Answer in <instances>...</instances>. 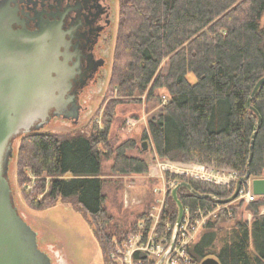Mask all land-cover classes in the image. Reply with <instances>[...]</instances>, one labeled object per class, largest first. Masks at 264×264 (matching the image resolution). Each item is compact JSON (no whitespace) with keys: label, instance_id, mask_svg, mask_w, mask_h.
Listing matches in <instances>:
<instances>
[{"label":"trees","instance_id":"obj_1","mask_svg":"<svg viewBox=\"0 0 264 264\" xmlns=\"http://www.w3.org/2000/svg\"><path fill=\"white\" fill-rule=\"evenodd\" d=\"M263 16L264 0H119L110 77L118 97L106 104V127L91 134L21 136L19 173L36 178L33 194L26 196L29 206L44 210L60 200L76 204L92 217L104 263L113 264L115 241L137 232L152 200L137 212L121 204L117 212L108 208L106 159L114 157L111 175L149 171L143 155L128 154L142 151L136 139L110 141L109 118L118 104L142 103L143 96L161 100L160 112L143 134L144 140H152L159 158L264 178V83L251 99L264 78ZM190 73L196 81L189 79ZM179 181L220 201L234 194L233 189ZM178 198L192 210L213 203L187 187L178 190ZM235 201L231 210L208 222L189 247L191 259L185 264H201L210 257L221 264H264V196L248 204L251 222L239 216L244 202ZM178 213L170 195L163 218L174 225Z\"/></svg>","mask_w":264,"mask_h":264},{"label":"rangeland","instance_id":"obj_2","mask_svg":"<svg viewBox=\"0 0 264 264\" xmlns=\"http://www.w3.org/2000/svg\"><path fill=\"white\" fill-rule=\"evenodd\" d=\"M118 22L119 0L117 4V29ZM262 24L264 25V16ZM116 35L110 58L108 79L100 83L99 90L93 94H87L83 98L86 101L83 103L85 109L80 113L79 119L77 121L64 118L52 119L43 129L33 132H49L58 136H65L75 133L91 134L95 128L97 130L105 129L108 121L104 113L106 104L110 99L118 97V93L110 85ZM188 77L191 81H196L195 74L190 73ZM142 100V103L131 101L118 104L116 114L109 118L112 120L109 126L110 141L115 140L118 144L119 141L136 139L144 154L138 149L129 151L128 154L143 155L149 164V171L145 174L118 176L110 173L114 157L104 161L106 180H110L107 206L115 212H117L116 209L120 204L123 205L124 209L137 212L146 208L148 200H152L151 208L152 205L156 204L157 199L161 201V186L169 182L168 174H164L165 169L161 167L162 160L156 153L152 140L143 139V134L148 130L150 120L161 110V100L157 98L147 101L146 96H143ZM21 140V136H19L13 143L14 155L10 161L9 180L19 212L38 233L39 247L49 254L53 264H105L102 250L93 234L92 217L84 214L76 204L60 200L55 206L44 210L33 209L29 206L26 196L29 193L33 194L36 178L34 176L31 178L21 176L19 173L17 153ZM144 141H147V150H143L142 143ZM192 181L198 182L195 179ZM199 183L210 186L204 182ZM156 188L159 192L156 191ZM230 189L235 192L236 186L233 185ZM170 195L166 196L167 202ZM241 201L244 203L239 210V216L251 222L253 214L246 209L250 202L243 197L234 203ZM229 210H231V205H229ZM261 211H264V207Z\"/></svg>","mask_w":264,"mask_h":264},{"label":"water","instance_id":"obj_3","mask_svg":"<svg viewBox=\"0 0 264 264\" xmlns=\"http://www.w3.org/2000/svg\"><path fill=\"white\" fill-rule=\"evenodd\" d=\"M47 39L43 33L15 32L9 17L0 12V264H53L49 254L39 247L37 231L19 212L9 180L14 140L43 129L51 121V110L66 105L62 89L70 87L69 69L59 62L57 47L48 44ZM263 83L264 78L257 83L251 99ZM71 99L72 112L67 117L77 121L80 107L76 98ZM143 150H147V141L143 142ZM250 178L248 172L238 181L233 196L219 201L229 203L236 200L242 184ZM181 187H187L193 194L204 198L215 197L200 194L189 182L179 183L172 192L179 207L176 227L185 209L178 198ZM252 190L255 195L264 196V178H254ZM170 251L171 248L161 262ZM201 264L221 263L210 257Z\"/></svg>","mask_w":264,"mask_h":264},{"label":"flooded vegetation","instance_id":"obj_4","mask_svg":"<svg viewBox=\"0 0 264 264\" xmlns=\"http://www.w3.org/2000/svg\"><path fill=\"white\" fill-rule=\"evenodd\" d=\"M117 4L118 0H0V12L9 17L12 29L46 35L47 43L57 47L59 62L69 69L70 87L62 89L66 105L52 109L51 120H73L67 117L71 98H76L81 113L83 98L108 79Z\"/></svg>","mask_w":264,"mask_h":264},{"label":"built area","instance_id":"obj_5","mask_svg":"<svg viewBox=\"0 0 264 264\" xmlns=\"http://www.w3.org/2000/svg\"><path fill=\"white\" fill-rule=\"evenodd\" d=\"M163 99L165 100L166 97L164 96ZM161 167H164V174H168L169 181L161 186V201L157 199L158 205H152L146 218L138 223L136 233L121 242L115 241V247L110 255L113 264H185L189 262L191 258L188 249L191 244L197 241L208 222L215 219L221 211H228L229 205L233 202L224 204L218 197H210L213 201L212 205L198 206L194 210L185 207L182 220L176 227L178 218L174 225L167 218H163L167 210V197L172 195L180 178L195 179L214 188L228 190H231L230 187L233 185L237 186L241 179L236 172L217 170L197 163L162 160ZM252 179L253 177L242 184L237 199L244 197L248 202L258 199L252 190ZM156 191L159 192L158 188ZM173 237L174 242H172ZM169 248L171 251L161 262Z\"/></svg>","mask_w":264,"mask_h":264},{"label":"bare ground","instance_id":"obj_6","mask_svg":"<svg viewBox=\"0 0 264 264\" xmlns=\"http://www.w3.org/2000/svg\"><path fill=\"white\" fill-rule=\"evenodd\" d=\"M177 217H179V213H178V216Z\"/></svg>","mask_w":264,"mask_h":264},{"label":"crops","instance_id":"obj_7","mask_svg":"<svg viewBox=\"0 0 264 264\" xmlns=\"http://www.w3.org/2000/svg\"><path fill=\"white\" fill-rule=\"evenodd\" d=\"M264 212V211H263Z\"/></svg>","mask_w":264,"mask_h":264}]
</instances>
